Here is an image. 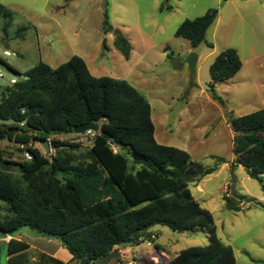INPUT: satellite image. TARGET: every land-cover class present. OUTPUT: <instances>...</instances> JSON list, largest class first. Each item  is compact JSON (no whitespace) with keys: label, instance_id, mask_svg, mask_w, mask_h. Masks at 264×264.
Wrapping results in <instances>:
<instances>
[{"label":"trees","instance_id":"trees-1","mask_svg":"<svg viewBox=\"0 0 264 264\" xmlns=\"http://www.w3.org/2000/svg\"><path fill=\"white\" fill-rule=\"evenodd\" d=\"M167 2L161 11H171ZM218 16V9H210L185 20L176 37L196 49ZM2 20L8 38L14 15L0 3ZM104 26L106 34L114 33V47L129 59L132 45L111 27L107 14ZM27 29L19 28L18 35ZM0 65L20 77L0 85V140L22 145L32 155V160L12 162L0 150V200L7 205V213L0 215V237L30 228L60 240L79 264H95L116 246L141 244L157 225L182 233L203 228L208 244L184 249L168 264H236L234 248L219 237L213 214L189 189L190 182L214 174L217 167H204L187 151L160 144L144 94L125 80L92 75L80 56L57 68L41 61L26 74L1 57ZM242 66L232 48L211 65L210 91L219 103L223 100L216 84L232 79ZM87 123L99 131L92 137L84 134L92 142L86 152L74 142L51 139L74 134L75 126ZM229 124L238 156L231 171L242 165L251 179L263 183L264 109L232 118ZM41 140L55 149L50 158L34 147ZM234 197L225 200L230 210L240 211L243 201ZM7 246L8 264H65L40 253L32 263L30 245L23 241L11 240Z\"/></svg>","mask_w":264,"mask_h":264},{"label":"rangeland","instance_id":"rangeland-1","mask_svg":"<svg viewBox=\"0 0 264 264\" xmlns=\"http://www.w3.org/2000/svg\"><path fill=\"white\" fill-rule=\"evenodd\" d=\"M164 1L0 0L14 15L8 38L2 33L4 21H0V57L26 74L41 61L57 68L73 56H80L92 75L132 84L152 106L156 139L160 144L187 151L193 161L204 167H217L214 174L190 182L189 189L213 214L218 235L234 248L237 264H264V184L251 179L243 166L235 167L232 172L224 165L236 161L234 132L227 113L233 118L246 115L259 109L260 103L231 100L221 94L225 87L217 91L223 104L212 97L207 85L211 79L210 66L203 57L210 52L215 26L196 49L188 40L176 37V31L185 20H194L210 9H218L220 30L225 27L230 32V48L239 49L251 69L258 62L255 59L264 54V0H250V5L258 11L256 15L241 6L243 14L251 15L242 21L233 16L229 0H169L166 6H170L171 11H161ZM106 14L111 27L130 40L133 47L129 59L114 47V33H105ZM21 27L28 29L18 35ZM191 53L202 56L195 75L186 62ZM0 74L3 87L10 85L12 79L20 78L2 65ZM198 85L208 92L201 93ZM255 96L253 93V98ZM51 139L79 144L80 152L92 146L86 135L65 134ZM34 147L47 153L39 142ZM0 150L4 158L12 162L25 160L27 152L26 147L7 139L0 140ZM13 168V175L19 177L18 168ZM232 186L237 192L234 200L243 201L244 208L240 211L230 210L225 200L227 193L232 196ZM6 209L7 205L0 200V215L6 214ZM152 230L158 234L156 242L166 252L179 253L208 244L203 228H197L192 234L160 225ZM136 252L142 256H158L156 249L146 241L136 246ZM6 254L0 239V264H6ZM173 256L171 254L170 258Z\"/></svg>","mask_w":264,"mask_h":264},{"label":"crops","instance_id":"crops-1","mask_svg":"<svg viewBox=\"0 0 264 264\" xmlns=\"http://www.w3.org/2000/svg\"><path fill=\"white\" fill-rule=\"evenodd\" d=\"M229 2H231V4L233 5L234 15L233 14L232 15L238 16L237 19H239L240 21H242L244 19L248 20L249 18H251L252 14L256 15L258 13L257 9H253V7L250 5L251 4L250 0H231V1L229 0ZM236 2H238V3H236ZM241 6L249 9L251 11L250 12L251 15H246L245 13L243 14V12L241 11ZM227 8L228 7H226V9ZM220 18L221 17L219 16L214 23L215 25L214 24L212 25V26H215L213 29L212 37H211L212 42L210 43V44H212V47H210V52L207 53L205 57H203L204 62L205 61L209 62L208 65L210 67L213 64V62L215 61L216 57L223 50H226V49L232 47V46H229L230 44L228 43V38L230 36V32H228L227 29H225V27L220 30V27H219ZM233 19H234V17H233ZM226 28H228V27H226ZM231 35L233 36L232 32H231ZM0 41H1V39H0ZM129 42H130V40H129ZM252 50H253V54H255L254 48ZM237 52L239 53V56H240L242 63H243L241 70L232 79L216 84L215 90L217 92L221 87H225L223 89V91H221V94L228 97L231 100L234 98L237 100H243V102L249 103V104L250 103H260V108L252 111L251 113L256 112L262 108L264 109V54L262 57L255 59V61H258V62L254 66H252V68L250 69L247 66V64L245 63L244 59L242 58L241 52L239 49H237ZM201 57L202 56L199 55L198 63L201 60ZM198 63H197L196 71L198 70ZM13 80L16 82L17 79H12L10 83H12ZM210 83H211V79H210V82L207 83L209 88H210ZM197 87L200 88L199 85ZM200 91L203 94H206L208 92L207 90H204L201 88H200ZM253 93H255V95H256L254 98H253ZM215 101H217V100H215ZM251 113H249V114H251ZM231 114H234L233 110H231ZM246 115H248V114H246ZM242 116H245V115L241 114V116H234V117L237 118V117H242ZM232 118H233V116H232ZM155 136H156V134H155ZM224 165H225V167H228L231 169V166L233 165V163H229V164L226 163ZM241 166L242 165H235L234 169H235V167L239 168ZM263 184H264V176H263ZM201 205H202V207H204L203 204H201ZM153 233H156V232L151 229L149 231V235L150 236L155 235L156 240H157L158 234L157 233L153 234ZM0 239L3 240V247L6 250V253L8 252L7 251L8 250L7 245L11 240L23 241V242H26L27 244H29L32 263L37 262L36 255L40 253V254H45L48 257H52L54 259H57V260L65 263V264H79L77 261L73 260V255L62 245L60 240H58L56 238H48V237L41 236V235L37 234V232H35V231H31V230L25 231V229H23L19 233L15 234L13 236L0 237ZM136 246L137 245L116 246L113 249V252L111 253V255H109L108 257L97 260L95 262V264H121L122 262H123V264H124V262L126 264H128L131 261H135V264H168L170 261H172L181 252V251L179 253L166 252V250H164V248L155 241V247L154 248L156 249L158 256H156V257L150 256L149 257V256H142L138 252H136ZM157 246H158V248H157ZM171 254H174V256L170 258ZM8 259H9V256L7 253L5 256L6 264H8ZM153 261L155 263H153ZM236 264H237V259H236Z\"/></svg>","mask_w":264,"mask_h":264},{"label":"water","instance_id":"water-1","mask_svg":"<svg viewBox=\"0 0 264 264\" xmlns=\"http://www.w3.org/2000/svg\"><path fill=\"white\" fill-rule=\"evenodd\" d=\"M198 59H199V56L196 53H191L190 56L188 57L187 61H186L192 75H195L197 72L196 69H197ZM227 114L229 115V120H231L232 117H231L230 113L228 112ZM73 131H74L75 135H84L88 131H94V132L99 131V127L94 123H87V124L75 126ZM39 143H40V145H42V147L44 148L45 151L49 150V147H50L49 141L41 140V141H39ZM234 159H236V160L238 159L237 154H234ZM236 193H237L236 187L232 186L231 187L232 196H235ZM187 233L192 234V231L191 230L187 231Z\"/></svg>","mask_w":264,"mask_h":264},{"label":"built area","instance_id":"built-area-1","mask_svg":"<svg viewBox=\"0 0 264 264\" xmlns=\"http://www.w3.org/2000/svg\"><path fill=\"white\" fill-rule=\"evenodd\" d=\"M5 54H6L7 56L10 55V53H9L8 51H6ZM0 77H2L1 74H0ZM14 82H15V81L13 80L12 83H14ZM87 135H88V136H91V137L94 136V131H88V132H87ZM46 152H47V153H45V154H46L47 157H49V158L55 154V149L51 147V143H50L49 150L46 151ZM25 159H27V160H32V155H31L29 152H26V154H25ZM227 196L230 197V194L227 193ZM144 241L147 242V245H148V246H153V247H155L156 236H155V235L148 236V237H146V238L144 239ZM128 264H135V261H131V262H129Z\"/></svg>","mask_w":264,"mask_h":264}]
</instances>
